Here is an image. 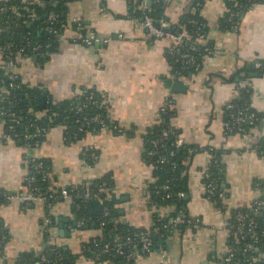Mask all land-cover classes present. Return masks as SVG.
I'll use <instances>...</instances> for the list:
<instances>
[{"label":"crops","instance_id":"0c3cea01","mask_svg":"<svg viewBox=\"0 0 264 264\" xmlns=\"http://www.w3.org/2000/svg\"><path fill=\"white\" fill-rule=\"evenodd\" d=\"M161 1L160 14L170 25L177 24L194 2ZM140 2L68 0L64 32L56 50L44 61L26 56L16 65L15 76L46 95V102L70 101L94 90L103 98L109 121L126 133L98 128L66 141L61 125L47 124L42 142L28 147L21 139L4 138L5 126L0 120V231L4 235L0 264H17L20 258L27 264H42L49 214L56 244L70 264H117L87 257L83 246L101 236L102 228L96 222L76 226L75 202L72 196H65L66 190L88 188L103 177L110 180L108 199L114 200L115 222L145 230L153 237V249L138 264H225L224 257L235 243L224 226L235 211H252L255 183L264 186V154L258 148L264 136V65L256 66L264 63V1L245 9L234 30L219 25L226 12L224 0L199 3L208 27L206 42L213 44L214 54L204 56L198 70L186 74L169 61L166 39L147 38L137 16ZM90 34L105 41L80 43L81 36ZM2 44L0 35L1 101L5 99L1 81L8 76L1 70ZM243 86L250 90V106L258 115L247 138L224 128L226 105ZM167 98L172 109L170 126L187 148L184 213L198 218L199 226H178L163 234L158 224L169 222L174 205L149 202L153 171L146 160L142 134L158 121ZM38 110L37 115L44 117L45 107ZM91 145L97 158L88 162L86 151ZM214 156H218L227 194L221 207L207 199L203 180ZM32 158L45 163L50 185L56 188L57 196L48 206L44 202L26 206L6 198L27 190L25 177ZM120 264L131 263L122 260Z\"/></svg>","mask_w":264,"mask_h":264},{"label":"built area","instance_id":"2783aa9c","mask_svg":"<svg viewBox=\"0 0 264 264\" xmlns=\"http://www.w3.org/2000/svg\"><path fill=\"white\" fill-rule=\"evenodd\" d=\"M55 2L56 0H50ZM157 0H141L139 5V10L141 12V23L146 29L147 38L153 40L154 38H163L168 42L169 52L176 55L177 60L181 61L183 66H192L194 65L195 56L191 51H197L198 48H202L206 52L207 55L214 54V47L209 48L206 44V38L203 33L197 31V36L194 40L191 38V33L186 31H172L170 23L165 18H160L157 22L153 20L150 16V12L152 10L150 4L152 2H156ZM231 2H235L236 0H229ZM23 4H27L26 0L22 1ZM8 10H13L14 12L17 10L15 7L10 6L8 4H4L0 7V11L7 12ZM237 15L236 12L231 11L230 17H235ZM27 17L30 20L36 18V14L31 12ZM43 25L40 28L41 32H44L48 35L53 36L56 40H60L62 35L60 34V30L63 27L62 23L59 19V14L55 11H50L47 16L42 20ZM15 27V26H13ZM11 25V20H7V24L5 30L13 29ZM235 29V28H234ZM80 43L89 45L92 43H98L100 41H105L103 38H100L96 34H90L87 36H81L79 38ZM12 42L6 43L2 47V66L1 70H3L10 78H16L14 74V69L21 58L26 56H50L51 52L49 48L51 47V42L47 41L44 45L34 44L30 37L24 36V40L17 47L16 51L12 50ZM42 46L44 49H41ZM187 49V50H186ZM1 51V52H2ZM264 63H257L256 66L261 67ZM9 87L20 88V84L16 82H12L9 84ZM91 99L92 96H89ZM89 99V100H90ZM171 100L169 98L166 99V103H169ZM93 106H97L98 102L96 100H90ZM229 116L228 120L224 122V128L227 132H231L233 130H237L238 134L243 137L248 136V132L245 131L242 124L249 121L252 118V115H247L245 110L247 107L231 110L233 108L232 105L229 106ZM228 108V109H229ZM74 110L76 113L80 114V117L75 118L76 130L68 131L67 128L64 132V140H70L73 137H77L81 132H90L87 131V127L91 126L93 123L98 124V128H108L107 123L103 120L99 113H94L92 115H88L83 112L84 103L76 101L74 105L70 108ZM46 111L48 109H45ZM165 110V106L161 107V111ZM37 115V114H36ZM40 116H36V118H29L20 113L11 112L10 108H0V120L5 126L4 138H20L23 140L26 146L28 147H36L38 146L45 135L46 127L40 125L38 120ZM25 122V125L24 123ZM23 123L24 131L23 133H19L15 130V127ZM111 129H114L118 132H122L123 129L117 124H113L109 126ZM64 128V127H63ZM97 127H93L91 131H95L98 129ZM67 141V140H66ZM260 145L258 148L261 153L264 154V136L259 139ZM153 146L149 150V154L151 156L157 157V162L159 164H163L169 160L170 157L173 156V151L168 150L166 146L163 144L162 140H153ZM182 144L181 140L177 139L174 142L176 147H179ZM88 154V162H93L97 156L93 145L87 148ZM171 164L175 163L171 161ZM204 177L208 179L206 183V197L208 200L213 202V196L217 195L219 199L224 200L227 196L226 192L220 191L218 188V184L210 179V174L208 171H205ZM48 178L47 168L43 161L38 160L36 158H32L30 160V164L28 167V173L25 177V184L27 190L24 193H20L17 195H9L6 198L8 200L17 199L19 202L26 206H31L36 202H44L47 206L51 204V202L56 198V188L52 185H48L46 188H42L41 182L46 181ZM101 190L105 188L106 182L102 181L98 185ZM81 190H76V188H72L65 191V196L70 195L72 191L76 190L77 194L80 196L83 195L84 200L90 199H99L104 207L102 210L103 216H108L110 214L109 209L106 208L104 201L109 200L108 196L101 198L99 193H92L88 191L84 194V190L87 189L81 186ZM164 189L168 188L167 184H163L161 186ZM88 190V189H87ZM255 198L252 202V211L258 213L262 219L264 220V187H260L258 183L255 184ZM83 191V192H82ZM181 194V193H179ZM215 203V202H214ZM75 209H80V203H74ZM95 220L91 215H83L76 219V226L81 227L86 225L87 223L94 222ZM46 233H47V254L42 253L40 255V261L42 264H62L61 256L56 254V248H58L56 244V233L52 230L53 220L50 216H46ZM105 221L101 220L99 222V226H104ZM177 226H185V227H193L199 226L198 218L185 215L183 211L180 209L177 211L169 220L167 224H163L158 227V230H162L163 234H166L172 230V228H176ZM131 228H126L123 232H116L110 235L105 242L100 244L98 242V237L91 239L87 244L83 246V250L87 257L94 262H103L113 257H120L123 261L129 262L131 264H138L141 257L147 255L154 246L153 237L147 233L145 230L137 229L130 230ZM224 230L229 233L231 238L235 241V243L240 245V249L244 253H251V251H256L259 248V244L264 243V228L261 230L258 229V221L255 218H250L248 212L245 211H236L234 215L231 217L230 221L227 222L224 226ZM162 234V235H163ZM4 240V235L1 234L0 231V248L2 247V242ZM55 255V256H54ZM248 257V256H247ZM254 258V257H253ZM256 259V258H254ZM253 259V260H254ZM20 260H23L20 258ZM252 258H246L245 260H238L234 256L233 249L228 252V254L224 257L225 264H253ZM260 261V259H259ZM264 264V257L261 258V263Z\"/></svg>","mask_w":264,"mask_h":264},{"label":"trees","instance_id":"16d2710c","mask_svg":"<svg viewBox=\"0 0 264 264\" xmlns=\"http://www.w3.org/2000/svg\"><path fill=\"white\" fill-rule=\"evenodd\" d=\"M23 0H0V7L4 4H8L10 6L15 7L17 9L15 12L13 10H8L7 12L0 11V29H1V37L3 39L2 47L8 43L12 42V50L16 51L19 44L22 43L24 40V36H28L31 38L32 42L34 44H41L44 45L47 41L51 42V47L49 48L51 54L54 52L57 48V45L59 43V40H56L53 36L48 35L44 32L40 31L41 26L43 25L42 20L47 16V14L50 11H55L59 14V19L62 23V26L66 22V3L68 0H56L55 2H52L50 0H26L27 4L22 3ZM204 0H194L192 5L188 8V11L186 14H184L180 20L177 22V24L171 25L172 31H186L191 33V38L194 40L196 38L197 31L204 34L206 38V34L208 31L207 24L204 22L203 18L200 14V5L199 3L203 2ZM260 1V0H236L235 2H231L229 0H224L226 4V12L224 16L219 20V25L223 29H232L234 30L235 25L237 23V20H239L240 15L243 13L245 9H247L249 6L252 5V3ZM264 1V0H263ZM152 10L150 12V16L153 18L154 21H158L160 18H163L160 14L162 10V1L157 0L156 2H152L150 4ZM236 12L237 15L235 17H230V12ZM31 12H34L36 14V18L33 20H30L27 15H29ZM141 12L138 9L137 16L141 17ZM7 20H11V25L13 29L5 30ZM64 32L63 27L60 30V34L62 35ZM207 46L209 48H213V44L211 42H206ZM41 49H44L42 46ZM187 50V49H186ZM2 51V48H1ZM193 55L195 56L194 65L192 66H183L181 64L180 60H177L176 55L169 52V48L166 49V54L171 62L172 65L178 69V71L181 74H186L189 72H195L198 70L201 60L204 56H206V52L202 50V48H198L197 51H191ZM3 53V51H2ZM35 57L38 61H44L49 58V56H32ZM264 65V64H263ZM2 86H4V91L2 92V96L5 97L3 101H1V95H0V108H10L11 112L13 113H20L23 114L29 118H36V114L39 111L37 108V98L40 95V91L36 88L29 87L19 80V78H10L9 76L5 77L4 80L1 81ZM12 82H16L20 84V88H11L9 87V84ZM250 90L248 87L243 86L239 89L238 96L234 98L228 105H226V112H225V121H227L229 118V106L232 105L233 108L231 110H238L247 107V110H245V113L247 115H252L253 117L250 118L248 122H245L242 124L245 131H249L251 126H253V123H257L256 120H258V115L255 113V111L250 106ZM89 96H92L90 99ZM96 100L98 102V105H100V108L97 106H93L90 102V100ZM76 101L84 103V109L83 112L92 115L94 113H99L100 116L103 118L105 123H107V126H112L113 124H116L115 122L111 123L107 117L106 108L103 102V98L100 94L96 93L94 90H86L82 92L81 95L75 97L74 99L70 101H64L61 103H54L52 101L46 102L45 109L48 108L46 111V114L44 117H41L38 120V123L40 125H47V124H56L61 125L64 127V132L66 131L65 128H67L68 131L76 130V124H75V118L80 117L79 113H76L74 110H71L70 108L74 105ZM170 102L165 104V110L161 111L160 109V117L158 121L152 125L147 127L143 131V138L146 142V160L148 163L152 165V171H153V180L148 184V199L149 202L152 205L161 206V205H174V211L172 212V216L179 211L180 209L184 213V200H183V194L188 191L187 186V178L183 174L184 166V155L186 154L187 148L182 143V146L177 148L174 145L175 140L178 139V136L176 132L173 130V128L170 126V115L172 114V109L170 108ZM229 108V109H228ZM257 118V119H256ZM25 125V122H23ZM23 123L18 124L15 127V130L19 133H23L24 131V125ZM112 125H111V124ZM118 125V124H117ZM93 127H99L97 123H93L91 126L87 127V131H91ZM121 127V126H120ZM122 128V127H121ZM6 131V129H5ZM121 133H126L125 130H123ZM228 133H238L237 130H233ZM86 132H81L78 134L77 137H73L71 139H76L81 136H85ZM20 139V138H17ZM153 140H162L163 144L166 146L168 150L173 151V156L167 160V162L163 164H159L157 162L156 156H151L149 154L150 148L153 146L152 141ZM260 145V142L258 143ZM218 156H214L211 164L207 166L206 171L210 174V179L218 184V188L220 191L225 192L224 187L222 186L223 183V174L221 173V167L218 162ZM39 160V159H38ZM171 161H173L175 164L172 165ZM45 164V163H44ZM204 183L206 184L208 179L206 177L203 178ZM106 182V186L104 189L101 190V188L98 186L100 182ZM50 183V180L47 178L46 181L41 182L42 188H46ZM163 184H167L168 188L164 189L161 186ZM256 184V183H255ZM260 187H264L263 185L259 184ZM110 180L107 177L100 178L94 182H91L88 186V190H84V194H86L88 191L92 193H99L101 198H104L108 196L110 193ZM85 188V187H84ZM82 187H76V190H81ZM76 190L72 191V200L76 203H80V209L73 208L74 217L78 219L79 217L83 215H90L86 208V200H84L83 195L80 196L77 194ZM181 193V194H179ZM213 202L217 204L218 206L223 205V200L219 199L217 195L213 196ZM104 204L107 209H109L110 214L108 216H103L102 213L98 216H92V218L95 220L97 224L101 220L105 221V225L101 226V236L98 237V242L102 244L107 240V238L118 232H123L126 228H131L130 230H137L136 228L124 226L122 224L115 222V215H116V209L114 205V200H105ZM238 211V210H237ZM248 212L250 215V218H255L256 221H258V229L261 230L264 228V220L262 217L253 211H250L248 209L240 210ZM236 212V211H235ZM234 212V213H235ZM185 214V213H184ZM187 215V214H185ZM161 226V223L158 224ZM178 227V226H177ZM180 227V226H179ZM185 227V226H181ZM235 243V241H234ZM240 245L235 243L232 247L234 256L238 260H245L246 258H252L253 264H260L261 258L264 257V243L259 244V248L256 251H251V253H244L239 248ZM45 254H47L46 249L44 250ZM85 253V252H84ZM56 254L61 256V263L62 264H70V262L67 261L66 254L61 248H56ZM55 256V255H54ZM248 256V257H247ZM254 257V258H253ZM260 259V261H259ZM110 260V259H109ZM111 260L115 261L117 264H120L122 259L120 257H113ZM17 264H27V262H24V260H20L17 262Z\"/></svg>","mask_w":264,"mask_h":264},{"label":"water","instance_id":"95a60500","mask_svg":"<svg viewBox=\"0 0 264 264\" xmlns=\"http://www.w3.org/2000/svg\"><path fill=\"white\" fill-rule=\"evenodd\" d=\"M174 85H177V84H174ZM46 101H47L46 95L41 94L37 98V107L39 109H43L46 105ZM20 141H22V140H20ZM103 207H104V205L99 199H90V200L86 201L87 211H88V213H90L92 215H97V214L101 213L103 210Z\"/></svg>","mask_w":264,"mask_h":264}]
</instances>
